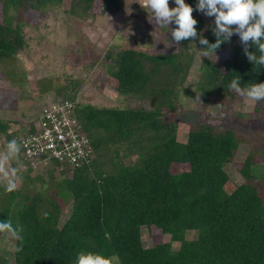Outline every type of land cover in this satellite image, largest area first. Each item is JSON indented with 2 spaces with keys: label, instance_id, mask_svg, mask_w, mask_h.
I'll use <instances>...</instances> for the list:
<instances>
[{
  "label": "trees",
  "instance_id": "1",
  "mask_svg": "<svg viewBox=\"0 0 264 264\" xmlns=\"http://www.w3.org/2000/svg\"><path fill=\"white\" fill-rule=\"evenodd\" d=\"M63 1L0 0V61L15 57L26 45L22 12ZM116 1L104 0L103 10L116 7ZM92 2L68 0L65 11L85 16ZM185 2L194 9L197 32L215 42L214 18L195 10L197 0ZM201 47L197 39L181 41L172 52L134 45L107 53L117 93L148 99L149 108L84 103L71 78L54 89L73 103L72 112L94 155L69 169L56 161L26 159L21 149L12 165L23 167L22 189L6 192L0 185V220L23 226V250L14 251L17 241L12 253L0 246V264H75L80 250L115 254L119 264H264V176L255 154L236 163L244 181L231 183L225 166L234 162L243 141L236 130L200 121L189 125L182 141L177 120L166 119L178 110L180 94L199 97L204 104H231L238 94L230 82L237 76L242 87L264 82V67L258 71L248 61L239 36L233 34L216 50L218 59L201 57L191 90L185 82ZM224 50L229 54H217ZM248 50L259 55L255 46ZM256 103L255 110L264 117V100ZM15 123L0 118L3 148L7 141L35 131L34 123L24 132L13 128ZM173 165L186 167L173 172ZM57 168L62 169L61 178L55 177ZM47 177L57 181L49 194L25 193L26 182L44 184ZM59 197L71 199L63 220ZM143 228L168 234L169 240L145 247Z\"/></svg>",
  "mask_w": 264,
  "mask_h": 264
},
{
  "label": "rangeland",
  "instance_id": "2",
  "mask_svg": "<svg viewBox=\"0 0 264 264\" xmlns=\"http://www.w3.org/2000/svg\"><path fill=\"white\" fill-rule=\"evenodd\" d=\"M104 0H93L85 16L68 14L65 8L68 0L59 6L46 7L42 11L29 9L22 12L25 47L13 58L0 61V118L16 122L13 128L23 132L27 125L36 124L42 110L58 95V89L71 78L74 86L79 87L78 98L95 106L150 107V101L135 96L122 97L114 89V79L109 75L111 63L106 58L109 51L139 46L153 52H172L177 45L172 42L170 31L151 21V16L136 0H117L116 7L103 10ZM132 2V3H131ZM169 6H174L169 0ZM129 9H131L130 12ZM2 19L0 6V21ZM172 24L169 25L171 29ZM228 53V50L217 54ZM223 56V55H221ZM200 50L191 67L185 86L195 87L196 75L200 65ZM53 94H55L53 96ZM53 97V98H52ZM52 99V101L50 100ZM178 110L168 113L166 119L178 122V138L185 140L188 127L202 121L219 122L224 127L233 128L243 138L233 158V163L225 166L230 182L239 184L244 181L237 170L236 163L244 161L251 152L254 161L262 165L264 176V117L255 110L256 102L236 95L231 104H204L199 97H184L180 94ZM240 117L241 119H239ZM253 126V127H252ZM4 148L0 141V151ZM52 161H49V164ZM17 169V190L22 189L23 167ZM185 165H173L176 172ZM55 177L61 178V168L54 169ZM71 171L67 175L71 176ZM46 183H25V193L49 194L57 181L45 179ZM264 184V177L261 178ZM63 205L60 220L69 213L71 199L58 198ZM190 237L194 232H188ZM169 235L142 229L143 246H152L160 241H168ZM14 240L0 234V246L12 253ZM174 249L178 244H172ZM12 258V257H11Z\"/></svg>",
  "mask_w": 264,
  "mask_h": 264
},
{
  "label": "clouds",
  "instance_id": "3",
  "mask_svg": "<svg viewBox=\"0 0 264 264\" xmlns=\"http://www.w3.org/2000/svg\"><path fill=\"white\" fill-rule=\"evenodd\" d=\"M136 2L151 16L150 22L154 21L159 27L170 31L175 45L184 40L198 39L203 46L199 48L200 56L216 60L218 59L215 55L216 50L236 34L240 38L248 61L252 65H257L258 71L264 67V0H197L195 10L214 18L212 32L216 40L213 43L197 32L198 22L192 15L194 9L185 0H174L172 7L169 6V0H136ZM130 11L131 9L128 12ZM170 24H174L175 27L169 29ZM193 45L196 47L194 43ZM249 46H255L259 55L249 51ZM229 88L254 102L264 100V82H252L242 87L240 77L237 76L230 82ZM20 151L21 144L16 139L7 141L4 150L0 151V185L6 192L15 191L18 187L17 169L11 165L18 160ZM23 231V226L14 225L10 219L0 220V234L19 242L14 247L16 252L23 250ZM75 264H119V258L115 254L105 256L100 252L80 250Z\"/></svg>",
  "mask_w": 264,
  "mask_h": 264
},
{
  "label": "built area",
  "instance_id": "4",
  "mask_svg": "<svg viewBox=\"0 0 264 264\" xmlns=\"http://www.w3.org/2000/svg\"><path fill=\"white\" fill-rule=\"evenodd\" d=\"M72 110L73 103L58 95L42 110L33 124L35 131L18 139L26 159L43 164L56 161L72 169L93 157L89 138L81 131Z\"/></svg>",
  "mask_w": 264,
  "mask_h": 264
}]
</instances>
